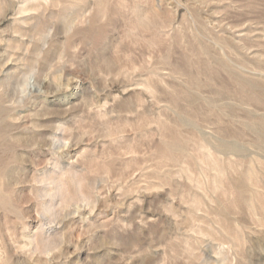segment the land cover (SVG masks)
<instances>
[{"label": "rangeland", "instance_id": "obj_1", "mask_svg": "<svg viewBox=\"0 0 264 264\" xmlns=\"http://www.w3.org/2000/svg\"><path fill=\"white\" fill-rule=\"evenodd\" d=\"M0 264H264V0H0Z\"/></svg>", "mask_w": 264, "mask_h": 264}]
</instances>
